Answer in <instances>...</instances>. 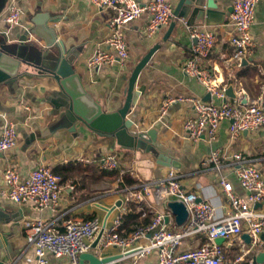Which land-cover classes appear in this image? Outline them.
<instances>
[{
	"label": "crops",
	"instance_id": "crops-1",
	"mask_svg": "<svg viewBox=\"0 0 264 264\" xmlns=\"http://www.w3.org/2000/svg\"><path fill=\"white\" fill-rule=\"evenodd\" d=\"M136 1L146 4L152 0ZM166 1L175 8L179 0ZM213 1L218 12L226 13L223 23L207 26L204 21L198 20V25H193L207 27L215 33L214 48L210 56L202 61L201 68L209 72L219 88H232L234 97L226 95V101L231 104H244L260 96L264 98V0H259L257 4L251 27L254 48L239 65L228 61L233 54V47L228 41L232 31L231 13L227 12L231 9L232 1ZM11 3L22 12V18L19 25L7 30L3 18ZM111 16L110 11L96 10L88 0H0V34L7 36L8 43L23 48L30 45L43 48L46 39L51 37V31L58 43L74 53L76 60L73 67L81 76L85 97L98 104L104 113L116 112L123 107L133 68L153 46L159 44L160 48L138 77L136 89L140 96L126 118L134 114L132 128L137 132L156 131V144L160 149L158 152L179 162L180 167L176 170L185 190L196 191L201 197L207 198L216 208L219 218L229 216L231 208L219 194L217 179L225 177L237 197L246 199V193L228 163L225 162L216 171L212 165L202 168L201 162L212 150L219 149L228 154L239 152L264 175V128L245 132L231 143L227 134L229 122L224 121L218 128L214 143L209 145L201 140L192 144L185 140L182 129L183 121L193 114L190 103H176L165 115L160 116L159 106L166 95L202 101L208 95L197 80L186 77L181 71L193 45L184 21L181 20H178L168 40L163 42L170 24L161 28L150 40H140L138 35L148 23L145 16L140 18L125 28L124 39L129 61L124 67L88 70L86 60L95 48H105L103 42L108 36ZM24 36H27L26 40ZM23 67L22 73L33 74L34 71ZM57 91L58 86L53 80L35 77L18 80L14 92L0 86V114H5L18 128L16 146L0 154V189L3 187V169L9 163L16 167L22 179L44 164L62 180L56 213L49 210L36 212L31 204L17 205L0 197V215L7 216L5 221L0 222V258L7 256L10 259L8 264H37L33 246L20 226L23 220L43 218L54 222L55 227L61 229L67 221L97 219L101 227H108L121 209L126 208L130 213V205H133L137 212L144 210L150 214L149 220L153 214L165 213L170 214L169 219L174 221L167 207L169 202L155 206L152 198L140 205L125 204L124 201L127 189L162 180L168 168L157 165L151 153L134 148L125 150L110 139L98 136L78 124L74 133L56 128L53 123L56 117L51 115L50 107L44 100ZM212 101L216 105L222 103L215 98ZM2 126L0 120V132ZM105 155L118 158V169L102 171L98 168L97 161ZM116 204L120 206L116 207ZM255 209L264 214V202ZM135 227L136 224H132L122 228V235H129ZM178 227L176 225L174 229ZM204 241L201 236L188 239L183 249L199 246ZM220 246L228 259L240 252L234 243L223 241ZM90 253L104 258L119 255L120 250L106 249L101 252L92 249ZM47 264H70V260L68 257L54 258L48 254ZM116 264H156V257L153 255L137 261L123 259Z\"/></svg>",
	"mask_w": 264,
	"mask_h": 264
},
{
	"label": "built area",
	"instance_id": "built-area-1",
	"mask_svg": "<svg viewBox=\"0 0 264 264\" xmlns=\"http://www.w3.org/2000/svg\"><path fill=\"white\" fill-rule=\"evenodd\" d=\"M96 10L112 13L108 24V36L103 45L95 48L86 60L90 71L103 67L123 68L129 61V52L124 39L126 26L147 18V25L139 33L138 39L154 37L161 29L166 28L173 20L174 8L166 0H152L143 4L136 0H88ZM229 44L233 54L228 61L238 65L252 53L254 42L251 27L255 20L259 0H231ZM22 12L14 3L9 4L3 22L7 30L19 25ZM185 24V22H184ZM186 31L195 43L190 48V56L182 67V73L197 80L210 96L208 101L194 98H182L166 95L159 106L163 116L176 104L190 103L193 114L182 124L185 140L197 144L204 140L211 145L217 139L220 124L229 122L228 138L233 143L245 132L264 128V100L260 96L244 104H231L226 101V89L219 88L216 80L207 70L201 68L215 44V33L207 27L186 26ZM6 33V32H5ZM212 98L221 100L216 105ZM3 126L0 132V154H5L16 146L17 134L15 124L5 114H0ZM228 163L247 198L237 197L231 183L220 176L216 185L231 208V214L219 218L216 208L207 198L196 191L185 190L179 181L177 170L168 168L164 178L151 184H142L126 190L125 204L140 205L153 199L155 206L163 202H180L187 211V219L176 230V224L169 219L170 214H153L150 223L136 226L127 236H123V219L129 210L123 208L108 227H101L97 219L88 221H67L62 228H56L54 222L43 218L23 220L21 229L33 246L37 264H47V255L54 258L68 257L70 264H78L82 254L90 253L91 245L102 231L96 250L118 249L123 259L135 261L155 255L156 264H264L254 262L255 257L264 253V214L256 206L264 202V175L256 170L239 152L226 153L212 150L201 162L202 168L210 165L219 171L221 165ZM87 163V161H86ZM102 171L116 170L119 160L114 155H105L97 161ZM61 177L52 172L49 166L41 164L32 170L27 178L22 179L13 164H7L2 172L3 187L0 197L17 205L31 204L36 212L49 210L56 213L62 191ZM218 195V194H217ZM219 196V195H218ZM165 217L168 222L165 223ZM172 222V223H171ZM247 235V243L242 236ZM201 236L205 241L196 247L183 249L188 239ZM222 239L238 246L240 252L232 259L225 257L220 245L215 240ZM98 257V256H97Z\"/></svg>",
	"mask_w": 264,
	"mask_h": 264
},
{
	"label": "water",
	"instance_id": "water-1",
	"mask_svg": "<svg viewBox=\"0 0 264 264\" xmlns=\"http://www.w3.org/2000/svg\"><path fill=\"white\" fill-rule=\"evenodd\" d=\"M179 0L174 8V18L170 23L169 30L163 38L167 41L178 20L184 21L186 26L198 25L196 21H204L205 25H221L226 16L225 12H218L217 5L213 0ZM232 9L227 12L231 13ZM50 39H46L43 48H35L30 45L23 48L7 42V36L0 34V86H5L9 92H14L15 84L22 78H39L53 80L58 91L52 92L44 102H47L51 115L56 117L54 123L56 128L65 129L72 133L76 131V124L83 126L96 135L106 137L113 143L125 150L135 149L151 153L155 156L157 165L166 168L178 169L180 164L177 160L169 159L163 153H159V147L156 144V131L148 130L147 132H137L133 130V117L126 118L128 112L135 106L140 92L136 89V83L141 71L146 67L153 54L160 48L157 44L153 46L145 56L135 65L128 80L126 99L123 107L112 113H104L101 107L88 100L82 90V80L79 73L73 67L76 60L74 53L55 40L51 31ZM38 35V34H37ZM27 36H24L26 40ZM195 43V40H193ZM23 66L31 69L33 74L21 72ZM226 95L234 97L232 88L226 90ZM210 96L207 95L205 101ZM264 100V98H263ZM0 111L2 109L0 108ZM120 204H116L119 207ZM167 207L174 216L177 226H181L187 219V211L180 202H169ZM7 216L0 215V222L5 221ZM168 217H165V223ZM99 233L91 249H96L98 241L102 235ZM242 238L248 243L249 238L243 235ZM217 245L223 243L222 239L215 240ZM122 256L116 255L111 257L99 258L95 254H82L78 258V264H108L120 260ZM264 260V253L255 257L254 262L260 263ZM10 259L7 256L0 258V264H8Z\"/></svg>",
	"mask_w": 264,
	"mask_h": 264
},
{
	"label": "trees",
	"instance_id": "trees-1",
	"mask_svg": "<svg viewBox=\"0 0 264 264\" xmlns=\"http://www.w3.org/2000/svg\"><path fill=\"white\" fill-rule=\"evenodd\" d=\"M57 174L55 171H53ZM150 214H148L144 210L136 211L133 209V205H130V213L124 217L122 228L126 227L127 225L136 224L137 225H147L149 224Z\"/></svg>",
	"mask_w": 264,
	"mask_h": 264
},
{
	"label": "rangeland",
	"instance_id": "rangeland-1",
	"mask_svg": "<svg viewBox=\"0 0 264 264\" xmlns=\"http://www.w3.org/2000/svg\"><path fill=\"white\" fill-rule=\"evenodd\" d=\"M18 130V128L15 126V131H17Z\"/></svg>",
	"mask_w": 264,
	"mask_h": 264
}]
</instances>
